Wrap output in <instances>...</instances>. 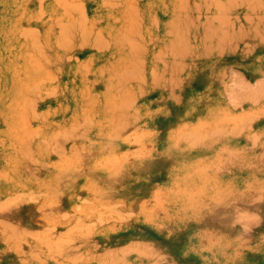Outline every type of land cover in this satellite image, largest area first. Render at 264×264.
Instances as JSON below:
<instances>
[{"label":"rangeland","instance_id":"374dc122","mask_svg":"<svg viewBox=\"0 0 264 264\" xmlns=\"http://www.w3.org/2000/svg\"><path fill=\"white\" fill-rule=\"evenodd\" d=\"M141 1L0 0V253L26 258L28 248L54 261L64 248L78 246L77 239L58 237L62 229L69 236L89 227L90 232L126 226L151 231L153 218L160 215L173 222L167 229L180 237L173 245L190 251L192 264H216L215 254L203 249V223L186 221L215 214L222 193L211 182L203 184V159L186 161L185 175L175 176L166 154L203 153L207 141L239 134L238 157L208 166L233 160L240 167H263V159L248 158L249 136H258V128L254 131L249 124L260 114L247 110L246 104L239 111L222 105L235 98L253 101L242 80L241 96L234 98L203 91V69L208 66L203 63V0H175V71L170 78L160 77L166 73L154 53L159 41L153 40L152 31H143ZM89 133L111 138L110 145L101 144L109 148L97 163L106 162L112 187L120 184V177L123 188L132 190L126 200L132 202L114 195L101 199L99 187L87 185L90 197L80 204H69L67 210L58 205L61 179H75L83 171L86 158L81 160L80 152L88 143L81 141ZM211 145L222 149L221 141ZM192 177L201 185H191ZM259 177L240 176L241 206L234 211L240 220V252L234 264H264V207L245 205L247 199L264 197ZM138 184L144 195L137 202ZM224 209L231 213V207ZM137 214L146 221L124 222ZM75 215L112 223L67 221ZM190 226H197L193 236L186 233ZM252 228L258 230L250 236ZM144 237L128 239L129 260L122 253L111 264H131V258L135 264H156L151 234Z\"/></svg>","mask_w":264,"mask_h":264},{"label":"crops","instance_id":"0c3cea01","mask_svg":"<svg viewBox=\"0 0 264 264\" xmlns=\"http://www.w3.org/2000/svg\"><path fill=\"white\" fill-rule=\"evenodd\" d=\"M89 4L92 3L89 2ZM140 5L143 9L144 33L148 34L152 31L153 40L159 41L157 46L159 49L154 53L159 56V63L163 64L164 73H166V75L162 74L160 77L170 78L175 71L173 54L176 29V2L175 0H142ZM203 48H205L203 63L208 64L207 69H203V79H207L203 83V91L207 94L219 96L230 94L234 98V96H241L240 82L242 80L248 85L247 94L250 96L254 95L253 101L249 99L247 103L240 102L239 98H235V101L231 103L221 104L232 111H239L246 104L247 110L259 112V117L249 124V126L255 128L254 131L258 128V136L253 139L249 136L248 158L264 160V0H203ZM245 48H247V52H245ZM241 63H244L242 69ZM213 83L215 87H212ZM79 136L85 137L82 134ZM223 137L216 141H207L208 144L203 145V153L188 151L187 155L183 152L173 153L171 150V154H166V157L170 160V169L175 171V176L177 174L185 175L187 162L190 164L198 158L203 159V184L204 180L206 183L211 182L212 185H215V190L223 195L221 194L218 198L219 200L216 201L215 206L217 209L215 208V214L210 212L186 222L203 223V239H206L205 243L203 242V249L208 247L209 251H206V253L215 254L214 262L216 264H223L224 262L234 264L240 252V220L239 215L234 214L235 209L237 211L241 206L240 188L238 187L240 185V176L250 175L253 176V179H257L256 176H260L259 180H262L264 184V166L240 167L238 161L234 163L232 160L223 163L222 166L209 167L208 165H211L214 160L218 162L220 158L234 159L238 157L239 134H233L232 138ZM220 141L222 142V149L219 150L216 147L213 150L211 144ZM81 142L88 143L85 146V150L80 152L81 160L86 158V161L82 163L83 171L75 179L69 180L67 177L61 179L64 185L61 194L58 195L60 203L58 205L62 209L67 210L69 204L71 206L80 204L84 198L90 197L88 188L85 191L87 185L99 187L97 192L101 199L105 197L111 198L114 195L117 199L130 200L129 196L132 194L130 195L129 193L132 190L128 186L123 188V181L119 179L120 177L116 180H119L120 184L112 187L111 170L106 167V162L104 165L97 163L96 158L102 157L100 155L102 151L106 153L109 148L108 145L111 144V138L89 133L86 135L85 140ZM102 143H108V145L102 146ZM154 165L155 161L152 159L149 166L153 169ZM97 168L104 170L105 173L96 172ZM136 173H138V169H136ZM190 174L188 173V175ZM191 180V185H201L199 182L196 183V178L192 177ZM68 183L71 185V190H69ZM135 188H137L135 196L137 195L138 202L139 199H143L144 189L139 184ZM209 189L212 188L210 187ZM251 189L254 190L255 188ZM93 191L95 192V189H92V196H95ZM225 192H230L232 197L229 198V195L225 194ZM224 194L227 196L223 197ZM70 199L72 202H70ZM254 199V197L247 199V204L245 205L249 207H264V197L258 201ZM219 207H221L220 210H218ZM225 207H231V213L229 211L225 212ZM75 216L73 220L67 221L112 223L110 220L94 215ZM262 216L264 226L263 211ZM164 219L165 216H155L152 220L151 231H146L143 226H126L123 229H105L89 233L84 231L71 232L72 234L69 237L72 239L76 238L80 244L77 242L79 245L77 244L76 248H64L57 258L58 261H52L50 258L45 257L47 254L44 252L34 253L30 252V249L25 248L24 254L28 255L26 258L17 257L16 253L1 252L0 264H70L71 262L72 264H111V260L116 258L113 256L122 255V253H124L123 258L128 261L129 253L125 247L127 240L134 238L142 240L146 238L144 235L147 233L151 234L148 240L152 242L155 249L154 253H157L158 256L156 264H192V259L188 256L191 252L185 251L180 246L173 245L172 241L180 237L175 235L172 230L167 229L169 228L168 224L173 222ZM144 221L146 220L137 214L131 218H126L124 222L142 223ZM196 228L197 226H190V231H186V233H190L189 236H193L196 233ZM256 230L258 229L252 228L250 230L252 232L248 235L255 234ZM59 232L56 233L65 235L64 237H68V234L70 235L69 232L68 234L65 233L67 231ZM31 233H35V231H31ZM74 233H77L76 237ZM186 238H188L187 235ZM208 240L212 241L208 242ZM38 255L39 257H37ZM133 261L134 258H131V264L134 263Z\"/></svg>","mask_w":264,"mask_h":264},{"label":"bare ground","instance_id":"6f19581e","mask_svg":"<svg viewBox=\"0 0 264 264\" xmlns=\"http://www.w3.org/2000/svg\"><path fill=\"white\" fill-rule=\"evenodd\" d=\"M176 43H177V42H176ZM107 205H108V204H107ZM110 207H111V206H110ZM104 209H105V207H104ZM112 209H114V208H112ZM112 209H111V210H112ZM111 210H110V211H111ZM98 211H99V209H98ZM114 211H116V209H115ZM108 212H109V210H108ZM108 212H107V213H108ZM111 212H112V211H111ZM62 213H63V211H62ZM62 213H61V214H62ZM112 213H114V212H112ZM117 213H118V211H117ZM61 214H60V216H61ZM96 214H97V213H96ZM65 215H66V214H65ZM65 215H64V216H65ZM104 215H105V214H104ZM108 215H109V213H108ZM108 215H107V216H108ZM64 216L62 215V217H64ZM98 216H99V214H98ZM119 216H120V215H119ZM62 217H61V218H62ZM103 217H104V216H103ZM117 217H118V216H117ZM95 218H96V217H95ZM118 218H119V217H118ZM121 218H122V217H121ZM105 219H106V218H105ZM108 219H109V218H108ZM114 219H115V218H114ZM92 221H93V220H92ZM101 221H102V220H101ZM85 222H86V221H85ZM98 222H99V221H98ZM91 223H92V222H91ZM89 225H91V224H89ZM69 226H70V225H68V227H69ZM84 228H87V227H84ZM84 228H83V229H84ZM87 229H88V228H87ZM64 230H65V229H62L63 232H64ZM84 230H85V229H84ZM88 230H89V231H88ZM88 230H87V232L89 233V232H90V227H89ZM68 231H70V230H68ZM72 231H75V230H72ZM72 231H71V232H72ZM85 231H86V230H85ZM63 232H62V233H63ZM75 232H77V230H76ZM78 232H79V231H78ZM59 233H60V232H59ZM62 233H61V234H62ZM65 233L68 234V232H65ZM69 233H70V232H69ZM83 233H84V232H83ZM45 234H46V233H45ZM71 234H72V233H71ZM74 234H75V233H74ZM76 234H77V233H76ZM76 234H75V237H76ZM79 235H80V234H79ZM88 235H89V234H88ZM56 236H57V235H56ZM64 236H65V235H64ZM64 236H62V237H60V238H63ZM83 236H84V235H83ZM47 237H48V236H47ZM50 237H51V236H50ZM53 237H54V236H53ZM58 237H59V235H58ZM68 237H69V234H68ZM77 237H79V236H77ZM79 238H80V237H79ZM58 239H59V238H58ZM66 239H68V238L66 237ZM75 239H76V238H75ZM68 240H69V239H68ZM25 241H26V240H25ZM65 241H66V240H65ZM23 242H24V241H23ZM59 242H60V241H59ZM67 242H68V241H67ZM43 243H44V242H43ZM50 243H51V242H50ZM50 243H48V244H50ZM62 243H63V242H62ZM62 243H61V244H62ZM78 243H79V242H78ZM78 243H77V244H78ZM14 244H15V243H14ZM17 244H18V243H17ZM17 244H15V245H17ZM40 244H42V243H40ZM51 244H52V243H51ZM79 244H80V243H79ZM79 244H78V245H79ZM20 245H21V244H20ZM37 248H39V247H37ZM75 248H76V246H75ZM113 248H114V247H113ZM19 249H20V248H19ZM52 249H53V248H52ZM20 250H21V249H20ZM103 251H104V250H103ZM106 251H107V250H106ZM56 252H57V251H56ZM58 253H59V252H58ZM102 253H105V252H102ZM105 254H106V253H105ZM107 254H108V252H107ZM109 256H110V254H109ZM80 257H81V256H80ZM86 257H87V255H86ZM103 258H104V257H103ZM54 260H56V257L54 258ZM72 260H73V259H72ZM75 260H76V259H75ZM57 261H58V260H57ZM60 261H61V260H60ZM69 261H70V260H69ZM99 261H101V260H99ZM111 261H112V260H111ZM73 262H74V260H73ZM112 262H113V261H112ZM62 263H63V262H62ZM70 264H72V262H71ZM106 264H107V263H106Z\"/></svg>","mask_w":264,"mask_h":264}]
</instances>
